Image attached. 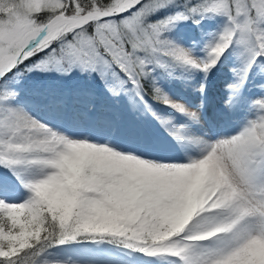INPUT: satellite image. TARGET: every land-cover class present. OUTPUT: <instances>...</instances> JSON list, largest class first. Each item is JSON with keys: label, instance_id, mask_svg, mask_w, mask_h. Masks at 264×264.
I'll list each match as a JSON object with an SVG mask.
<instances>
[{"label": "snow or ice", "instance_id": "6c2138e0", "mask_svg": "<svg viewBox=\"0 0 264 264\" xmlns=\"http://www.w3.org/2000/svg\"><path fill=\"white\" fill-rule=\"evenodd\" d=\"M217 17L199 53L169 36ZM219 66V120L250 83L261 94L236 130L210 134L198 129ZM32 73L76 86L29 93ZM262 76L264 0H0V264H264Z\"/></svg>", "mask_w": 264, "mask_h": 264}, {"label": "rangeland", "instance_id": "374dc122", "mask_svg": "<svg viewBox=\"0 0 264 264\" xmlns=\"http://www.w3.org/2000/svg\"><path fill=\"white\" fill-rule=\"evenodd\" d=\"M172 9L164 10L157 14V17L159 18L161 16L167 15L170 13ZM222 23V18L217 17L215 19H205L203 20L199 25L193 24L191 20L181 22L176 25V27L173 29L171 33H169V36L171 39L176 41L177 43L183 45L186 48H193L199 53V49L203 46L205 41L208 39V34L217 30L218 27ZM228 63H231V58L229 59ZM219 75L221 78H216V76ZM230 73L228 72L227 66H219L217 69L213 70L212 74L209 77V86L207 89V104L206 109L203 114V121H207L208 123H205L204 128L198 129L201 132L207 131L210 134H212L213 130L212 127L217 128V125L214 121L218 120V117L216 115L217 110L221 107V102L224 99V84H226L230 79ZM80 78L77 76L76 80H79ZM200 77L197 76L195 80H193V83H195L197 80H199ZM220 80V81H219ZM259 82H264V76L258 78ZM21 86L25 88V90L29 93L32 92H39L44 93L49 88H70L76 86V81H70L67 79H62L56 76L55 73H32L26 76L22 82ZM91 86V85H90ZM165 89L169 92L170 95L176 98H183L184 100L191 101L194 104L199 103L198 97L191 92L190 89H185L181 82L176 80L167 81L164 83ZM98 99L96 101L98 107L101 105H110L111 101H108L103 96H100V93L102 92V89L97 84L95 85ZM244 92H246L248 99L246 102V107L248 108V104L251 99L257 98L261 93L258 88L255 87L254 83H250L247 85L244 89ZM154 107L161 111H168L167 109H164L162 105L156 104L155 102H152ZM35 111H39L38 113L42 116L48 115L46 111H44L40 104H36L33 106ZM210 115V117H209ZM209 119L211 122L209 123ZM218 122V121H217ZM65 124V127L67 130L69 128L78 130V127H81L82 132L86 134V130L83 127V123H79L80 126H78L77 123H71V122H63V125ZM211 124V126H210ZM89 128V127H88ZM210 129V131H209ZM91 131V129L89 128ZM223 130H225V127L218 126L219 133H222ZM70 131V130H68ZM84 250L87 254H90L92 256H95L98 259H103L107 256H112L109 251H95L94 246L92 245H85L83 246ZM113 252V251H112ZM127 258V257H126ZM131 259H134L135 261L139 262V264H156V262L148 257L136 255L132 257ZM128 264H135V262H131L128 260Z\"/></svg>", "mask_w": 264, "mask_h": 264}, {"label": "bare ground", "instance_id": "6f19581e", "mask_svg": "<svg viewBox=\"0 0 264 264\" xmlns=\"http://www.w3.org/2000/svg\"><path fill=\"white\" fill-rule=\"evenodd\" d=\"M216 78H221V76L217 75ZM243 93H244V96L248 99L249 96L246 95L247 93L244 92V90H243ZM250 116H251V114L248 112V108L246 107V102L244 101L237 111H235L234 113L225 115L222 120L218 119V120L214 121L218 125H217V128H215V127L211 128L213 130L212 134L219 133L218 126L220 127L222 125L225 127V130H223L222 133H227V132L234 131V130H236L239 127V125L245 120L246 117H250ZM209 117H210V115H209ZM214 122H211V120L209 119V123H214ZM78 126H80V125L78 124ZM210 126H211V124H210ZM63 127L64 128L66 127L65 124L63 125ZM81 127H78L77 128L78 130H74V129H71V128H69L68 130H70L69 132L71 134H85V133L82 132ZM83 127L87 131L86 132V134H87L90 131L88 126L83 123ZM153 127L159 131V134L161 136L164 135L163 131L158 129V126L153 125ZM209 131H210V129H209ZM110 253H111V255H121V254H118V253H114L112 251H110ZM125 259H128V258H125ZM129 261L135 262V264H139V262L135 261L134 259H129Z\"/></svg>", "mask_w": 264, "mask_h": 264}]
</instances>
